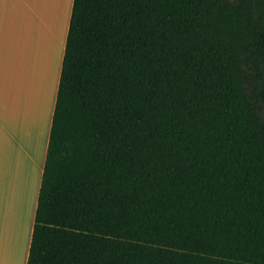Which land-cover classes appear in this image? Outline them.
Listing matches in <instances>:
<instances>
[{"label": "trees", "instance_id": "trees-1", "mask_svg": "<svg viewBox=\"0 0 264 264\" xmlns=\"http://www.w3.org/2000/svg\"><path fill=\"white\" fill-rule=\"evenodd\" d=\"M26 264H264V0H74Z\"/></svg>", "mask_w": 264, "mask_h": 264}, {"label": "crops", "instance_id": "crops-1", "mask_svg": "<svg viewBox=\"0 0 264 264\" xmlns=\"http://www.w3.org/2000/svg\"><path fill=\"white\" fill-rule=\"evenodd\" d=\"M74 0H0V264H26Z\"/></svg>", "mask_w": 264, "mask_h": 264}]
</instances>
